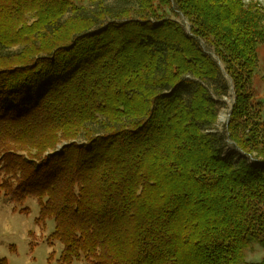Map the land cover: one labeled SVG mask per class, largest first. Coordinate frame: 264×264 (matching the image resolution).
<instances>
[{
  "label": "trees",
  "instance_id": "obj_1",
  "mask_svg": "<svg viewBox=\"0 0 264 264\" xmlns=\"http://www.w3.org/2000/svg\"><path fill=\"white\" fill-rule=\"evenodd\" d=\"M261 46L253 1L0 0V198L57 264H264Z\"/></svg>",
  "mask_w": 264,
  "mask_h": 264
},
{
  "label": "rangeland",
  "instance_id": "obj_2",
  "mask_svg": "<svg viewBox=\"0 0 264 264\" xmlns=\"http://www.w3.org/2000/svg\"><path fill=\"white\" fill-rule=\"evenodd\" d=\"M246 3L253 1L264 8V0H245ZM181 25H186L182 18L171 17ZM188 29L187 25L185 26ZM260 66L264 62V46L259 48ZM260 80L256 78V94L262 93ZM233 93L229 89L226 97H223L218 107L216 121L211 130L215 134H224V127L229 117V112L233 104ZM261 119L264 121V100L260 101ZM84 143V139H78ZM61 145H59L60 147ZM58 147V148H59ZM224 151L232 155L237 152L229 141L226 140ZM238 153V152H237ZM240 158L242 154H237ZM236 157L234 160H237ZM248 162L254 163L251 159ZM22 207L28 208L29 213L19 212L21 206H14L5 199L0 198V259L5 258L9 264H57L62 246L58 242H49L47 237L52 233L53 222H46L44 225H36L34 219L38 215V206L35 200L28 199ZM264 254L258 250L248 254L251 261L259 260ZM73 264H86L84 262H74Z\"/></svg>",
  "mask_w": 264,
  "mask_h": 264
}]
</instances>
